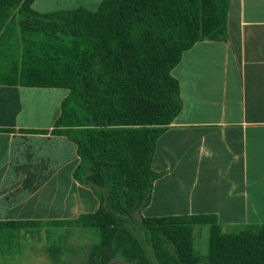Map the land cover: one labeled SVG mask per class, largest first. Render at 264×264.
<instances>
[{
  "label": "trees",
  "instance_id": "1",
  "mask_svg": "<svg viewBox=\"0 0 264 264\" xmlns=\"http://www.w3.org/2000/svg\"><path fill=\"white\" fill-rule=\"evenodd\" d=\"M33 3L0 0V85L68 90L50 132L76 144L74 179L99 208L0 222V235L59 228L52 264H264V224L225 233L214 216L142 215L161 175L156 142L183 107L172 70L198 41L227 40L229 0H102L44 13ZM199 224L210 227L205 255L194 248ZM76 229L96 230L98 241L67 242Z\"/></svg>",
  "mask_w": 264,
  "mask_h": 264
},
{
  "label": "crops",
  "instance_id": "2",
  "mask_svg": "<svg viewBox=\"0 0 264 264\" xmlns=\"http://www.w3.org/2000/svg\"><path fill=\"white\" fill-rule=\"evenodd\" d=\"M54 2L32 7L76 8ZM227 31L226 41L195 43L172 70L183 107L156 142L152 167L161 175L144 217L214 216L225 233L264 224V0H229ZM67 95L0 85V222L98 210L92 190L74 179L76 144L50 132ZM209 228L194 226L195 246L196 232Z\"/></svg>",
  "mask_w": 264,
  "mask_h": 264
},
{
  "label": "rangeland",
  "instance_id": "3",
  "mask_svg": "<svg viewBox=\"0 0 264 264\" xmlns=\"http://www.w3.org/2000/svg\"><path fill=\"white\" fill-rule=\"evenodd\" d=\"M101 0H55L56 5L83 6L88 9L97 7ZM59 228L41 227L23 229L14 234L0 235V264H52L46 252L56 241ZM195 251L200 255L208 252L209 233L204 230L196 232ZM199 237V238H198ZM98 232L92 229H76L68 234L67 242L83 245L97 242Z\"/></svg>",
  "mask_w": 264,
  "mask_h": 264
}]
</instances>
